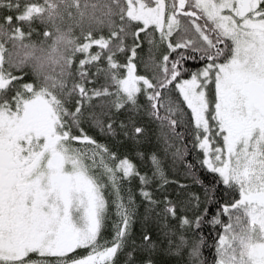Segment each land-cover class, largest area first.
<instances>
[{"label": "snow or ice", "instance_id": "6c2138e0", "mask_svg": "<svg viewBox=\"0 0 264 264\" xmlns=\"http://www.w3.org/2000/svg\"><path fill=\"white\" fill-rule=\"evenodd\" d=\"M164 257L264 264V0H0V264Z\"/></svg>", "mask_w": 264, "mask_h": 264}, {"label": "trees", "instance_id": "16d2710c", "mask_svg": "<svg viewBox=\"0 0 264 264\" xmlns=\"http://www.w3.org/2000/svg\"><path fill=\"white\" fill-rule=\"evenodd\" d=\"M147 52V45H145V54ZM102 140V142H107L106 140H104L102 137L100 138ZM148 147H152V146H148ZM122 152H128V153H131L132 152V147L131 146H128L126 148H122L121 149ZM189 160L192 159V156H189L188 157ZM166 171L168 172V175H169V178L170 179H179L181 182H184V183H188L192 186V190L193 191H196V192H201L202 189H200V186L199 185H196V184H193L192 183V179L191 177H186L185 174H184V168L182 165H180L179 163H176L175 165H173L172 161L169 159L166 161ZM202 179H204L205 177V174L203 173H198ZM133 190H135V182H133ZM141 211H143V209L141 208L140 209ZM134 231L135 232H139L140 231V223L138 222L135 226H134ZM211 231V226H208L205 230V235H207V233ZM215 233H213L214 235ZM208 245L210 246L213 241L212 240H208ZM214 255V251L211 250V248H205L204 249V256L205 258L207 259H211V257ZM169 259L168 257H164L162 258V264H168L169 262Z\"/></svg>", "mask_w": 264, "mask_h": 264}]
</instances>
